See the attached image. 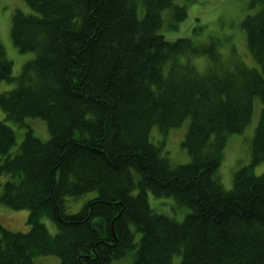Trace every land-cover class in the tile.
Masks as SVG:
<instances>
[{"label": "trees", "instance_id": "1", "mask_svg": "<svg viewBox=\"0 0 264 264\" xmlns=\"http://www.w3.org/2000/svg\"><path fill=\"white\" fill-rule=\"evenodd\" d=\"M26 1L33 12H14L11 35L36 54L14 76L0 40V80L15 82L0 107L22 126L43 118L50 137L28 127L13 152L17 132L0 120V203L30 210L25 232L0 222V264H36L40 254L111 264L131 252L132 264H264V172H254L264 161V0H251L242 20L253 66L224 62L214 39L167 38L165 12L171 26L188 15L178 0ZM199 54L210 58L205 72L191 61ZM257 97L251 163L227 189L224 148L251 122ZM185 122L191 160L173 165L152 130ZM90 191L67 211L69 198ZM149 193L190 211L183 220L158 212Z\"/></svg>", "mask_w": 264, "mask_h": 264}, {"label": "rangeland", "instance_id": "2", "mask_svg": "<svg viewBox=\"0 0 264 264\" xmlns=\"http://www.w3.org/2000/svg\"><path fill=\"white\" fill-rule=\"evenodd\" d=\"M178 2L187 5L188 15L177 25L171 26L168 11L165 12L162 33L167 38L173 40L182 36L191 37L196 44H205L214 39L218 43L224 62L243 61L247 66L256 64L248 48L246 33L242 27V20L255 11L250 6L251 0H178ZM18 9L26 13L33 12L26 0H0V40L6 48L8 57L14 62V76H18L22 72L23 65L36 54L34 51H21L13 42L11 35L13 14ZM143 12L144 7L140 3L139 14L142 15ZM191 61L200 72H205L210 64V58L205 54L193 55ZM14 86L15 82L0 80V91L10 90ZM262 106V101L257 97L251 122L242 132L233 133L228 138L218 171L220 180L227 189L233 186L235 172L251 163L252 140ZM0 120H6L17 132V143L13 147V152L18 149L28 127H31L34 133L44 140L50 137L47 122L41 117H27L26 125L22 126L14 120L6 119V113L0 107ZM187 125L188 122H185L167 130H162L158 125L153 127V141L162 147L163 154L173 165L191 160L190 154L183 145ZM254 172L256 174L264 172V161L254 167ZM7 178L6 175L0 174V189L2 182ZM95 195L96 191H90L78 198H69L67 211L80 210L84 203ZM149 200L156 211L169 214L178 220H183L190 211L188 207L178 206L172 196H154L149 193ZM29 214L30 210L27 208L16 209L0 203V222L11 230L22 232L29 230ZM42 221L51 233L56 232L57 227L54 221L46 216L42 217ZM34 259L36 264H55L60 261L59 256L54 254H40ZM133 260L134 254L131 252L125 258L114 259L111 264H132ZM179 260V256L174 257L175 264Z\"/></svg>", "mask_w": 264, "mask_h": 264}]
</instances>
